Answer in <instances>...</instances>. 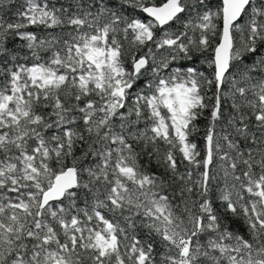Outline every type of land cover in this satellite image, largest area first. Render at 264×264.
Wrapping results in <instances>:
<instances>
[{"label": "snow or ice", "instance_id": "1", "mask_svg": "<svg viewBox=\"0 0 264 264\" xmlns=\"http://www.w3.org/2000/svg\"><path fill=\"white\" fill-rule=\"evenodd\" d=\"M0 264H264V0L0 8Z\"/></svg>", "mask_w": 264, "mask_h": 264}, {"label": "trees", "instance_id": "2", "mask_svg": "<svg viewBox=\"0 0 264 264\" xmlns=\"http://www.w3.org/2000/svg\"><path fill=\"white\" fill-rule=\"evenodd\" d=\"M23 0H4V4L0 6V8H3L4 11L8 12L9 15L14 14L16 8L19 6L20 3H22ZM57 32H59V29H57ZM201 125H203V121H201ZM147 158L142 159V163H146ZM151 170H157L155 160L153 159L151 165H149ZM181 171H183V168H181ZM239 227V225H237Z\"/></svg>", "mask_w": 264, "mask_h": 264}]
</instances>
